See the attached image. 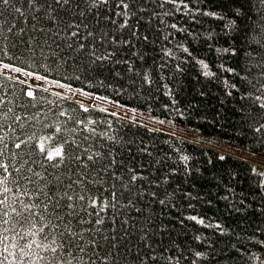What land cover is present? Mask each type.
Listing matches in <instances>:
<instances>
[{
  "label": "snow or ice",
  "instance_id": "obj_1",
  "mask_svg": "<svg viewBox=\"0 0 264 264\" xmlns=\"http://www.w3.org/2000/svg\"><path fill=\"white\" fill-rule=\"evenodd\" d=\"M8 9L18 14L13 21L5 16ZM177 13L189 24H200V17L226 20L224 34L234 42L248 38L252 29L244 25L246 19L253 24L259 20L258 31L264 32V0H19V6L16 0H0L4 17L0 20V264H129V258L131 264H234L238 258L244 264H264V171L251 169L255 183L238 192L233 186L237 174L223 167L226 156L200 162L185 151V142L173 140L165 141L169 151L161 155L143 136L127 135L132 127L146 133L158 129L133 118L127 124L121 121L126 130L121 135L109 119L120 120L118 111L62 94L67 89L73 97L84 94L126 108L119 99L85 89L111 90L113 97H119L128 91L122 83L126 76L133 84L140 80L142 86H151L154 66L161 79L168 69L172 73L168 78L175 80L190 59L204 78L219 79L206 60L175 35L212 41L219 34L169 22ZM258 43L264 51V36ZM215 51L235 56L240 49L230 43ZM149 52L156 54L152 65L138 68L136 60L146 62ZM219 67L239 76L234 68ZM239 79L240 87L227 79L222 82L240 93L239 100L253 96L241 92L245 84L261 93L254 97L253 106L259 111L249 127L264 143V82L258 80L257 87L247 77ZM83 80L88 83L73 87V81ZM45 82L60 91L50 93ZM164 87V95L176 106L179 101L172 89ZM133 92L132 98L140 95ZM198 95L206 93L201 89ZM164 109L168 111L169 105ZM173 110L184 117L183 109ZM188 110L197 111L198 105L189 103ZM157 123L163 126L165 121ZM143 157L149 158L148 164ZM197 181L225 193L217 198L226 202L230 214L240 217L239 232L220 218L196 212L193 201L211 207L214 197L211 190L194 195L183 187L203 189ZM185 203L192 210L187 215L181 207ZM166 208L179 216H165ZM140 217L144 223L138 228ZM189 221L227 239L194 235L203 251L185 250L174 240L168 246L164 237L170 239L173 231L168 225L183 228Z\"/></svg>",
  "mask_w": 264,
  "mask_h": 264
},
{
  "label": "trees",
  "instance_id": "obj_2",
  "mask_svg": "<svg viewBox=\"0 0 264 264\" xmlns=\"http://www.w3.org/2000/svg\"><path fill=\"white\" fill-rule=\"evenodd\" d=\"M16 2L17 6H19V0H16ZM168 7L170 8L171 5ZM253 15H255L254 12ZM5 16L8 17L9 21H13V18L18 16V14L15 13L14 10L8 9L5 12ZM3 19L4 17H0V20ZM199 19L201 20L200 24H189L187 17L177 13L175 17L169 18V22H178L181 25L190 27V29L195 32L215 30V32L219 34L218 37L212 41H205L203 38L192 39L182 37L180 34H175L176 39L184 40L189 44L194 55L206 60L210 69L217 73L219 79L209 81L204 78L201 75L199 65L195 64L190 59L189 63L184 65V73L182 75L177 74L175 80L168 78L172 75L168 69H165L163 73L165 78L161 79V73H159L154 66L152 67L153 83L151 86L147 84L142 86L140 80H136L133 84L126 76L122 83L128 91L119 97H113L111 90L105 91L101 88H86L85 90L92 91L96 95H107L110 99H119L121 103H124L127 106L150 112L161 119L171 121L177 126L194 128L204 134L221 140L223 144L229 145L233 148V150L226 152L214 146L188 141L166 134L162 131L146 133L143 128L137 129L132 127L131 130L127 132L129 137L132 133H137V139L143 136L146 143H154L161 155H163L164 152L169 151L168 145L165 143L167 140L185 142V151L198 158L200 162H203L209 157L215 159L218 155H224L227 157V160L222 162L223 167L228 171L237 174V181L233 182V186L237 188L238 192L241 188L246 191L248 186L250 184H254L256 180V177H254L251 169L255 168L257 171H264V143L261 142L262 137L256 134L253 129L249 127L250 124L254 123L253 116H255L259 111L258 108H254L253 106L254 97L255 95H261V93L256 92L251 85L245 84L244 87L241 88V92L250 91L253 93V96L251 99L239 100L240 93H237L234 89L225 87L222 81L227 79L230 84L237 83L238 87H240L239 77H247V79L251 80L253 84H257L258 80L264 82V51L261 50L260 44L258 43L261 36H264V32L258 31L260 28L259 20L253 24L251 19H246L244 21V25H250L252 29L248 34V38L245 40L241 37L239 42H234L224 34L228 31L224 28V24L227 22L226 20L220 21L207 17H200ZM153 26L155 27V24ZM141 34L143 35V30ZM209 43L212 44L211 48L208 47ZM230 43H234L235 46L240 49L237 55L233 56L231 51L228 54H218L215 51L216 47H229ZM139 50L143 51L144 49L140 48ZM155 55V53L149 52V59L144 63L136 60L137 67L144 69L151 66L153 62L152 58L155 57ZM221 64H223L225 68H234L236 72L239 73V76L222 71L219 67ZM56 78L58 79L59 76H56ZM72 83L73 87L76 88L86 85L88 81L83 80L82 83L73 81ZM165 84L169 85L172 89L173 97L179 101L176 106H172L171 99L164 95V92L166 91L164 87ZM257 87H259L258 84ZM134 89L140 91V95L132 98L135 95L133 92ZM201 89H203L206 93L203 97L198 95V92ZM228 91H232L233 96L229 97L227 95ZM48 98L52 99L51 96ZM189 103L198 105V110H188ZM165 105H169L168 111H165ZM241 105H243V109L241 108ZM173 107L183 109L185 111L184 117L179 116L173 110ZM249 111H252V116L248 115ZM109 119L113 120V129L118 130L121 135H124L126 130L122 127L121 121L124 124H127L128 121L123 119L116 120L112 117H109ZM254 153L261 155L263 158L260 161L254 159L251 155ZM141 159L145 164L149 163V158L143 157ZM133 163H136L137 166H139V162ZM217 167H220V165L218 164ZM178 180V177L172 180L173 187H175ZM197 184L203 185V189L201 187L192 188L190 184H184L183 187L191 190L194 195L198 193L206 195V193L211 190L214 197L211 207H209L204 201H193L192 203L196 205V212L203 214L206 217L220 218L226 226H229L236 232H239L240 228L238 227V224L241 223L240 217L235 213L230 214L226 207V202L217 198L218 195L225 193H223L222 190L218 191L215 187L210 184H206L204 181H197ZM169 191H171V189H169ZM181 207L183 209V214L185 215L192 211L187 209L186 203L181 205ZM156 212H160V208L158 206L156 207ZM164 213L165 216H172L173 218H177L179 216L178 212L170 211L167 208L164 209ZM143 223L144 218L140 217L137 221L138 228L143 225ZM168 227L172 228L173 231L170 239L167 234L165 235V243L168 246H171V241L174 240L181 244L185 250L188 248L202 251L205 250L203 246L197 245L194 241L193 237L196 234L209 236L211 239L217 240L227 239L214 236L211 230L201 228L199 225H195L190 221L185 222L183 228H181L178 224H176L173 228L172 223H170ZM244 227H247V225H244ZM132 246L135 251V241L132 242ZM246 246L252 251L258 250V246ZM221 247H223L222 244ZM186 254H188L187 251ZM129 264H131V258H129ZM234 264H244V261L242 258H238L234 261Z\"/></svg>",
  "mask_w": 264,
  "mask_h": 264
},
{
  "label": "rangeland",
  "instance_id": "obj_3",
  "mask_svg": "<svg viewBox=\"0 0 264 264\" xmlns=\"http://www.w3.org/2000/svg\"><path fill=\"white\" fill-rule=\"evenodd\" d=\"M43 87H46L49 89L50 92H56V91H60L59 87L55 84H51L48 82H45L43 84ZM75 88V87H74ZM63 95H69L72 99H75L77 101H80L84 104L87 105H94L95 107L99 108V107H103L106 108L108 110H116L119 112L120 115V119L126 120V121H130L133 118H135L136 123L137 124H146L147 127L149 128H155L158 129L159 131H162L166 134L178 137V138H182L188 141H194L196 143H203L206 144L208 146H214L217 148H220L226 152H230L233 150L232 147H230L227 144H223L221 142V140L213 138L207 134L202 133L199 130H196L194 128H190V127H183V126H177L174 123L168 121V120H164L165 123L163 126L159 125L157 123L158 120H160L161 118L158 116H155L154 114L150 113V112H146L144 110L141 109H137L136 112H130L128 111V108H133L130 106H127L126 108H116L113 104L109 103V101H101V100H97L94 98H89L88 96L84 95V94H79L77 96H72L71 93L68 92L67 89H65L62 93ZM254 159L256 160H261L263 157L257 153L251 154ZM264 159V158H263Z\"/></svg>",
  "mask_w": 264,
  "mask_h": 264
}]
</instances>
